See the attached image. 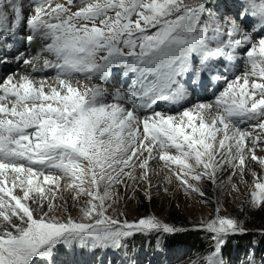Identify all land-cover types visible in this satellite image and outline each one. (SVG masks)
<instances>
[{
    "label": "snow or ice",
    "instance_id": "1",
    "mask_svg": "<svg viewBox=\"0 0 264 264\" xmlns=\"http://www.w3.org/2000/svg\"><path fill=\"white\" fill-rule=\"evenodd\" d=\"M209 4L0 0V43L25 29L29 42L42 41L30 58H13L24 72L0 82V264H41L60 246L119 249L135 234L159 239L186 231L154 216L112 217L117 186L150 189L153 176H163L210 202L204 181L215 186L226 172L229 183L243 179L249 162L264 167L256 154L264 152V0H244L232 19ZM237 58L243 72L219 74L222 60ZM113 68L133 79L106 102L100 84L82 82L103 81ZM48 70L54 75H35ZM214 71L225 85L214 100L175 114L157 110L158 102L180 105L197 86L205 88L204 74ZM62 192L80 204L79 219L55 215ZM248 203L264 207V182L255 181ZM216 212L193 226L211 235L214 251L192 264H225L222 247L247 231L242 220Z\"/></svg>",
    "mask_w": 264,
    "mask_h": 264
},
{
    "label": "rangeland",
    "instance_id": "2",
    "mask_svg": "<svg viewBox=\"0 0 264 264\" xmlns=\"http://www.w3.org/2000/svg\"><path fill=\"white\" fill-rule=\"evenodd\" d=\"M226 1L232 2L233 0H211V3L217 7L219 6V3H225ZM223 9L224 8L219 7V12H216L221 15V18L225 15ZM228 15L229 18H232L231 13ZM87 85L91 87L89 82H87ZM256 154L258 156H264V152L260 151L259 148L256 150ZM157 167L158 164L153 163V168ZM253 173H255V175H253ZM229 175L230 172L220 175L215 186L209 181L203 182L201 190L205 193L210 202H205V200L198 194L189 195L185 193L176 182H173L172 184L166 183L163 176L159 178L153 176V186L150 189L146 183L133 184L132 182H129V187L127 189H125L122 185L117 186L120 200L112 209L109 210L108 214L112 217L118 218L121 221L126 219L129 222H134L140 218L154 216L163 223H167L177 228L186 229V231L174 234H164L159 239L155 234H135L133 237L124 241L123 247H127L129 245L130 249L131 245H133V251H135L133 243L140 244V242L143 241L144 243L146 242L145 245L152 243L155 247L154 253H156L159 251L161 242L167 235L173 236L175 234L197 230L204 231L199 228L193 229V226H198L207 222L212 216L217 214V208L219 209V215L242 220L244 222L243 226L247 230L243 234H247L251 231H264V207H251L248 203L251 199V192L255 190V181L260 180L264 182V167L260 166L256 162H249L243 179H241L239 175H236L233 177L231 183H229ZM221 181L223 183H221ZM233 185H236L238 190H234ZM58 195L62 196V199L57 201V210L55 215L61 219H66L68 216H71L74 219H79L80 204L73 201L72 194L69 192H62ZM245 207H247V212L241 211V209ZM136 239H138V242ZM67 249L69 250L71 248ZM212 249L214 251V242ZM62 250L65 253L67 252L65 248L60 246L59 251L55 254L54 263L59 260L58 255L61 254ZM94 250L100 252L106 249ZM192 255L193 254L185 256L182 252L179 254V259L172 258L170 260V264H192ZM221 258L225 264H237L236 261L227 262L229 261V258L226 259L222 254ZM57 263L66 264L63 259H60ZM141 263L142 262L140 261L139 264ZM144 263L146 264L147 261L144 260ZM41 264H44V261L41 262ZM74 264L81 263L75 261Z\"/></svg>",
    "mask_w": 264,
    "mask_h": 264
},
{
    "label": "trees",
    "instance_id": "3",
    "mask_svg": "<svg viewBox=\"0 0 264 264\" xmlns=\"http://www.w3.org/2000/svg\"><path fill=\"white\" fill-rule=\"evenodd\" d=\"M221 4L219 3L218 5L220 6ZM219 6L215 8L219 10ZM232 237L228 239L224 246V251L227 252L226 255L229 257L228 262H233L237 259L238 263L251 264L257 263L256 258H259L260 261L264 259V231H251L247 234ZM136 241L138 242V239ZM142 247H144L143 241L140 244L136 243L138 250ZM211 248V235L201 230L184 232L173 236L167 235L163 241V251L166 255H171V257H177L178 259L179 254L183 252L185 256L193 254L191 256L193 261L197 259L202 261V258L211 252Z\"/></svg>",
    "mask_w": 264,
    "mask_h": 264
},
{
    "label": "bare ground",
    "instance_id": "4",
    "mask_svg": "<svg viewBox=\"0 0 264 264\" xmlns=\"http://www.w3.org/2000/svg\"><path fill=\"white\" fill-rule=\"evenodd\" d=\"M25 12L28 13L30 12V9H25ZM28 35L27 30L25 29L24 31L18 32L15 36H11L7 39L5 43H0V62L1 61H9L8 65H6L5 70L7 72H3L0 69V82H2L3 78H6L8 74L12 73H22L25 71V68L22 63H14L12 61V58L16 56L18 53H24L26 57H31L32 55L35 54V52L42 46V41L35 39L32 42H28L27 44L25 43V39ZM16 45V49H10V46L12 44ZM8 44V45H7ZM6 50H11V54H6ZM50 72L46 71L45 73H36L35 75L37 76H51L49 75ZM87 80L83 81L82 83L87 85ZM90 86H92L90 84ZM112 88L113 87H107L104 89L105 91V100L106 102H112ZM124 107L129 108L126 104H124ZM223 175V174H222ZM53 264V263H52Z\"/></svg>",
    "mask_w": 264,
    "mask_h": 264
}]
</instances>
